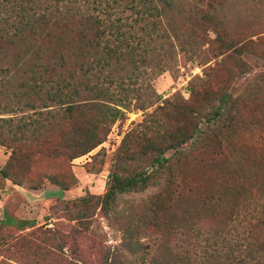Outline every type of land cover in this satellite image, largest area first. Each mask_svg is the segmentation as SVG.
I'll return each mask as SVG.
<instances>
[{
    "label": "trees",
    "instance_id": "obj_1",
    "mask_svg": "<svg viewBox=\"0 0 264 264\" xmlns=\"http://www.w3.org/2000/svg\"><path fill=\"white\" fill-rule=\"evenodd\" d=\"M219 2L208 0L203 8L187 0H0V145L10 149L8 161L0 169L3 178H10L6 168L13 164L15 148L38 145L46 133L70 122V131L59 133V145L52 149L55 158L71 161L100 145L109 126L122 115L119 107L130 101L137 104L144 93L139 88L129 89L125 81L135 84L146 65L149 73L168 69L179 42L200 41L212 48L215 56L230 50L241 55L247 49L244 41L248 36L242 25L234 34L232 18L237 11L230 14L225 9L228 19L216 13ZM246 2L257 5L264 16V0ZM189 94L193 100L196 91L190 87ZM205 102L202 124L208 129L229 117L234 105L226 92L209 94ZM182 104L178 102L175 109H183ZM166 107H156L150 117L157 113L165 117ZM189 112L187 121H192L187 126L166 136L145 139L136 153L130 150L129 142H121L115 160L133 161L135 169L114 166L106 177L103 194H87L65 202L70 220L81 225L72 232L87 230L94 207L106 217L117 215L116 204L122 195L149 187L174 190L178 186L171 173V154L166 153L172 151L181 157L207 133V128L198 126L194 117L197 112ZM48 180L58 184L52 177ZM60 184L59 190L66 191V185ZM168 192L163 200L159 191L147 205L152 226L159 229L163 224V237L180 241L184 254L179 257L202 242L201 264H264V209L255 203L258 189L254 199L237 207L232 217L220 216L217 208L203 200L207 217L215 222L213 227L216 225L215 231L206 234L196 227L198 213L190 208L180 213L173 210L174 198ZM165 200L168 206L162 205ZM148 220L142 214L134 224H121L120 254L106 252L99 264H129L120 260L125 258L122 252L139 255L138 264H158L148 258L149 247L137 233ZM12 222L3 215L0 225ZM15 226L25 230L34 225L18 220ZM171 251L168 249V253Z\"/></svg>",
    "mask_w": 264,
    "mask_h": 264
},
{
    "label": "rangeland",
    "instance_id": "obj_2",
    "mask_svg": "<svg viewBox=\"0 0 264 264\" xmlns=\"http://www.w3.org/2000/svg\"><path fill=\"white\" fill-rule=\"evenodd\" d=\"M187 1L203 8L208 2ZM219 3L216 13L223 17L227 18L225 9L230 14L238 12L232 18L234 34L239 33L242 25L248 36L244 41L247 49L241 55L230 50L215 56L213 49L200 41L179 42L168 69L149 73L146 65L135 84L125 81L129 89L139 88L144 93L137 104L130 101L119 107L122 115L109 126L103 142L87 154L71 161L59 160L52 154L61 140L59 133L69 132L71 122L46 133L38 145L15 148L13 164L6 168L10 178H3L0 173V221L3 215L13 220L11 224L0 225V264H99L106 252L120 254L121 224H134L142 214L149 220L137 233L140 241L149 247L148 258L156 259L158 264H201L202 242L179 257L184 254L179 248L180 241L163 237V224L159 229L152 226L147 204L153 195L161 191L164 200L170 191L173 210L180 213L181 209L190 208L198 213L200 221L196 227L203 234L216 230L215 222L207 217L209 212L203 200L227 218L247 200H253L258 189L255 203L264 209V16L257 5L250 6L246 0ZM208 37L213 38V34L208 33ZM190 87L196 91L193 100H190ZM224 92L234 101L231 114L208 129V125L202 124L205 98ZM148 101L152 105L148 106ZM178 102L184 103L183 109H175ZM139 105L142 106L138 108ZM164 106H167L165 117L158 113L150 117L156 107ZM190 109L193 114L197 112L194 117L198 126L207 128V133L181 157L172 151L166 153V156L171 154V173L177 178L178 186L174 190L149 187L140 193L122 195L117 200V215L106 217L94 207L87 230L80 234L72 232V228L81 225L70 220L64 203L87 194H103L106 177L114 166L127 171L135 169L133 161L115 160L121 142H129L130 150L136 153L145 139L166 136L187 126L192 121H187ZM137 132L140 134L135 137ZM9 156L10 149L0 145V169ZM49 177L66 185L67 190H59ZM55 192L59 196L49 198ZM163 204L166 205V200ZM18 220L29 221L34 226L20 230L15 226ZM56 231L57 236L49 235ZM168 249L173 250L172 256ZM121 255L125 258L120 260L125 259L129 264L139 262V255L125 252Z\"/></svg>",
    "mask_w": 264,
    "mask_h": 264
},
{
    "label": "crops",
    "instance_id": "obj_3",
    "mask_svg": "<svg viewBox=\"0 0 264 264\" xmlns=\"http://www.w3.org/2000/svg\"><path fill=\"white\" fill-rule=\"evenodd\" d=\"M59 196V192L58 193H54V194H52L51 196H49V198H52V197H58ZM62 196V195H61ZM39 200H41V199H38V201ZM43 200V199H42ZM34 202L36 201V200H33Z\"/></svg>",
    "mask_w": 264,
    "mask_h": 264
}]
</instances>
